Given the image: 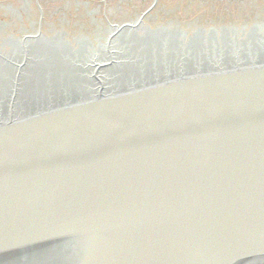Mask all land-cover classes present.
<instances>
[{
  "label": "water",
  "instance_id": "95a60500",
  "mask_svg": "<svg viewBox=\"0 0 264 264\" xmlns=\"http://www.w3.org/2000/svg\"><path fill=\"white\" fill-rule=\"evenodd\" d=\"M0 264H264V0L0 32Z\"/></svg>",
  "mask_w": 264,
  "mask_h": 264
},
{
  "label": "rangeland",
  "instance_id": "374dc122",
  "mask_svg": "<svg viewBox=\"0 0 264 264\" xmlns=\"http://www.w3.org/2000/svg\"><path fill=\"white\" fill-rule=\"evenodd\" d=\"M37 1H39L42 10L38 9V5H36ZM164 1H167V3L164 4ZM205 1L206 2H204V0H0V18L6 21L10 17L9 14L14 12L19 15V17L26 19L25 12L21 10V7L26 5V11H28L29 17V22L26 24L28 27L30 22L38 24L41 18L39 16H41L42 12V21L45 22L43 23V27L47 24L46 28H53L63 27L66 24L73 23L80 19L112 15V11L116 12V15H118L121 13L139 12L150 9L171 8L169 5L183 6L215 3L226 0ZM37 27L38 25L35 28ZM10 29L16 31L13 26L11 28H3L4 32H9Z\"/></svg>",
  "mask_w": 264,
  "mask_h": 264
},
{
  "label": "bare ground",
  "instance_id": "6f19581e",
  "mask_svg": "<svg viewBox=\"0 0 264 264\" xmlns=\"http://www.w3.org/2000/svg\"><path fill=\"white\" fill-rule=\"evenodd\" d=\"M175 2V1H174ZM204 2H206L205 0H204ZM25 4H28V3H26V2H24ZM167 3V1H164V4H166ZM36 5H38V9L39 10H42V7L40 6V3H39V1H37V3H36ZM107 5V4H106ZM169 5V4H168ZM170 7H172L171 5H169ZM22 9L21 10H23L24 12H25V15H26V19H24L23 17H19V15H17L16 13H14V12H12L11 14H9L10 15V17H9V19H7L6 21H4V20H1V18H0V32H4V30H3V28L4 27H6V28H8V27H14V29L16 30V31H31V30H35V29H42V28H46V26H47V24H46V26H44L43 27V23H45L44 21H42L43 20V16H42V12H41V16H39V17H41L40 18V20H39V22H38V24H36V23H34V22H30V24H29V27L26 25V24H28V22H29V17H28V11H26V5L23 7H21ZM10 9V8H9ZM12 11V10H11ZM21 13V12H20ZM112 13V15H116V12H114V11H112L111 12ZM75 17V16H74ZM25 20V21H24ZM54 24V23H53ZM53 24H51V25H53ZM38 25V27L37 28H35L36 26ZM19 27V28H18ZM10 31H12L11 29H10ZM14 31V30H13Z\"/></svg>",
  "mask_w": 264,
  "mask_h": 264
}]
</instances>
